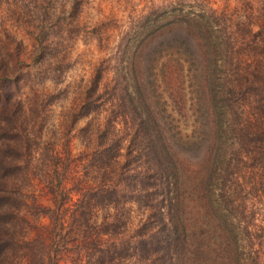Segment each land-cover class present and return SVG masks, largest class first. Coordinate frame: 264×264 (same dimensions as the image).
<instances>
[{"label":"trees","instance_id":"trees-1","mask_svg":"<svg viewBox=\"0 0 264 264\" xmlns=\"http://www.w3.org/2000/svg\"><path fill=\"white\" fill-rule=\"evenodd\" d=\"M160 1L135 35L182 25L224 55L223 97L213 113L215 136L200 188L203 209L220 229L213 262L264 264V0H240L232 9L210 0ZM4 80L12 92L11 77ZM12 100L3 115L20 109ZM99 104L86 102L77 119L99 111ZM121 117L110 111L95 150L79 158V166L87 164L81 188L49 179L50 207L26 191L31 165L0 161V264H193L182 165L152 115L137 118L140 129L128 145L116 127ZM0 137L11 134L0 127ZM26 148L7 145L0 158H13L14 150L27 154ZM15 175L20 183L10 179ZM134 203L149 217L128 242V205ZM27 216L49 220L32 240L21 232L25 223L36 230Z\"/></svg>","mask_w":264,"mask_h":264},{"label":"rangeland","instance_id":"rangeland-1","mask_svg":"<svg viewBox=\"0 0 264 264\" xmlns=\"http://www.w3.org/2000/svg\"><path fill=\"white\" fill-rule=\"evenodd\" d=\"M210 1L218 9L240 5V0ZM154 5L163 4L160 0H0V127L11 134L8 139L0 137V154L7 145L27 147V154L14 150L13 158L0 161L31 165L26 191L50 207L49 179L56 185L62 180L69 189L82 187L79 181L87 164L79 166L78 160L95 150L97 134L110 111L122 115L116 127L125 145L140 129L138 119L152 115L183 168L192 262L214 264L220 229L203 209L200 188L215 136L213 113L219 112L223 97L224 55L182 25L135 35ZM5 74L12 79V92L6 90ZM10 97L19 101L20 109L13 114L8 109L3 115ZM88 101L103 106L77 119ZM10 179L21 182L20 176ZM128 208L129 242L149 213L135 203ZM26 220L36 227L32 231L22 224L28 240L35 239L38 230L42 235L49 224L35 216Z\"/></svg>","mask_w":264,"mask_h":264}]
</instances>
